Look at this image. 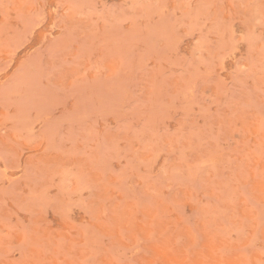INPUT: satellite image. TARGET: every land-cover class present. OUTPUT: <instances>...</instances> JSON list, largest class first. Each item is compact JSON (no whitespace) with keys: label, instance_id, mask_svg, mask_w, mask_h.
Segmentation results:
<instances>
[{"label":"rangeland","instance_id":"374dc122","mask_svg":"<svg viewBox=\"0 0 264 264\" xmlns=\"http://www.w3.org/2000/svg\"><path fill=\"white\" fill-rule=\"evenodd\" d=\"M0 264H264V0H0Z\"/></svg>","mask_w":264,"mask_h":264}]
</instances>
